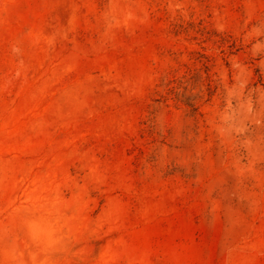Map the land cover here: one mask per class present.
I'll return each mask as SVG.
<instances>
[{
    "label": "rangeland",
    "instance_id": "374dc122",
    "mask_svg": "<svg viewBox=\"0 0 264 264\" xmlns=\"http://www.w3.org/2000/svg\"><path fill=\"white\" fill-rule=\"evenodd\" d=\"M0 264H264V0H0Z\"/></svg>",
    "mask_w": 264,
    "mask_h": 264
}]
</instances>
